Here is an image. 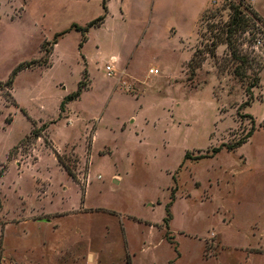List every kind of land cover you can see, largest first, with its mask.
Here are the masks:
<instances>
[{"label":"rangeland","instance_id":"obj_1","mask_svg":"<svg viewBox=\"0 0 264 264\" xmlns=\"http://www.w3.org/2000/svg\"><path fill=\"white\" fill-rule=\"evenodd\" d=\"M231 4L110 0L81 47L102 0H0V264H264V0L232 48Z\"/></svg>","mask_w":264,"mask_h":264},{"label":"trees","instance_id":"obj_2","mask_svg":"<svg viewBox=\"0 0 264 264\" xmlns=\"http://www.w3.org/2000/svg\"><path fill=\"white\" fill-rule=\"evenodd\" d=\"M108 1L109 0H102V7H103V10H104V13L105 14L99 16L96 20H94L91 23H89V25L86 28H82V27L75 26V29L77 31H79V32H82V34H83L82 35L81 47H83V44L87 41V35H86V33L89 31V29L92 28V27L101 25L104 22V20L106 19L107 13H108ZM230 8L233 11V14L230 17V22H228V24H226L225 26H223L222 27V30L223 31H226V35H227V40L226 41L224 40L225 44H227L230 48H232L233 46H232L231 39H232V36L234 35V33H237L239 31H242L243 33L244 32H248L249 31L248 29L255 30L258 22H262L263 20L258 15V13L255 12L252 9V7H250V6H247L245 8L246 11L243 10L240 6L235 5V4H231L230 5ZM251 32H250V34H251ZM64 33H66V32H64ZM62 34H58V35L55 36V38H54V45L58 44V38ZM221 42H223V41H221ZM221 44H224V43H220L219 45H221ZM219 45L216 46V44H214V47L216 48V50H217V48H218ZM193 57H194V55H193ZM193 57H192V59L190 61L191 63L193 62ZM237 59H239L242 62H245L246 61L245 58H237ZM32 66H33V63H23V64H20L12 72V74L10 75L9 80L6 82V86L12 87L13 84H14L15 78L17 77L18 73L20 71L24 70V69L31 68ZM196 71H195V73H196ZM235 75L238 76V77H240L243 82L245 81V79H244L245 77L244 76H241V74L239 73V70H236ZM258 86H260V88L262 87L261 78L259 76L246 89V91H247V97L248 98L243 103V105L245 107L251 106V104L255 101V96L252 93V89L257 88ZM87 87H88V84H86L85 82L81 81L80 84H79L78 90L76 92H73V93L69 94L68 96H66L64 98V100L62 101V103L60 105V114H61L60 115V118L63 117L62 115L66 112V106H67V104L70 103V102H72V101L77 100L78 98H80V96L82 95L83 91L85 89H87ZM249 117H250L251 120H254L252 116H249ZM47 127L48 126L45 125L43 131L46 130ZM34 132L35 131L32 132V135L35 138H37V139L38 138H41V134L39 133V131H37L35 133ZM252 135H253V132H250L247 137H245L244 139L236 142L235 144H232V145H225L224 144L222 147H219V148L214 149L213 155L219 153L223 149V147H226L227 150H229V151H235V150H237L240 146H242L243 144L247 143L248 142V139L250 137H252ZM56 155L58 157L59 162L66 169V171L71 176V178L78 183L77 176H76L75 172L72 171L70 168H68L62 162L61 157H60V155L58 153H56ZM211 156L210 155L209 156H199L196 159H204V158H208V157H211ZM185 158L186 159H189V152L186 154ZM3 173H4V171L3 172H0V177L3 176ZM167 216H168L167 218L170 220L171 213H170V210H169V206L167 207Z\"/></svg>","mask_w":264,"mask_h":264},{"label":"built area","instance_id":"obj_3","mask_svg":"<svg viewBox=\"0 0 264 264\" xmlns=\"http://www.w3.org/2000/svg\"><path fill=\"white\" fill-rule=\"evenodd\" d=\"M224 2H229V3H233L235 5L240 6L243 10H245V8L247 6L252 5L255 0H223ZM246 11V10H245ZM253 49L262 54V49L264 48V38L260 36H258L254 42H253ZM116 63V58L115 57H111L109 63L106 66V71H107V75L108 76H112L114 70L112 65ZM150 73H157V70H150Z\"/></svg>","mask_w":264,"mask_h":264},{"label":"crops","instance_id":"obj_4","mask_svg":"<svg viewBox=\"0 0 264 264\" xmlns=\"http://www.w3.org/2000/svg\"><path fill=\"white\" fill-rule=\"evenodd\" d=\"M216 0H211V4L212 3H214ZM109 2H110V0L108 1V13H109ZM255 10H256V12L259 14V15H261L260 13H259V11L255 8ZM107 13V14H108ZM262 16V15H261ZM263 17V16H262ZM107 18V17H106ZM106 20V19H105ZM105 20H104V22L101 24V25H103L104 23H105ZM101 25H99L98 27H101ZM194 55V54H193ZM193 55H192V57H193ZM112 57H115L116 58V63L115 64H113L112 65V67H113V70H114V72H113V74H112V76H109V77H114L115 76V74H116V68H115V65L119 62V57L118 56H112ZM192 59V58H191ZM109 63V62H108ZM150 70H152V69H150ZM154 74H156V73H154ZM123 75H126V72H123L120 76H121V79L123 80ZM108 76V75H107ZM261 76H262V87H261V93L260 94H258L257 92L255 93V97H256V101H263L264 102V71L261 73ZM121 80V81H122ZM126 84V83H125ZM128 84V83H127ZM90 86H91V84H89L88 85V87H87V89H85L83 92H85V91H87V90H89V88H90ZM131 87L128 85L127 86V88H125L124 87V89L125 90H129V91H133L134 90V88H131ZM134 92V91H133ZM83 94V93H82ZM258 95H259V97H258ZM82 96V95H81ZM80 96V97H81ZM78 99H80V98H78ZM77 99V100H78ZM76 101V100H75ZM255 101V102H256ZM73 102V101H72ZM254 102V103H255ZM71 103V102H70ZM253 103V104H254ZM67 111H68V104H67ZM253 116V115H252ZM257 121H263L264 120V117H254ZM92 139H93V137H92ZM88 262L90 263V264H94L95 262H96V258L94 257V256H92L91 254L88 256Z\"/></svg>","mask_w":264,"mask_h":264}]
</instances>
